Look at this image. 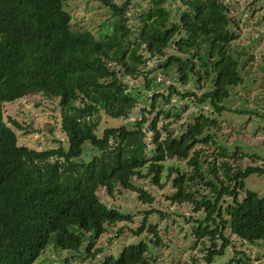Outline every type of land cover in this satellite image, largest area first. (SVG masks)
Returning <instances> with one entry per match:
<instances>
[{
	"label": "trees",
	"instance_id": "obj_1",
	"mask_svg": "<svg viewBox=\"0 0 264 264\" xmlns=\"http://www.w3.org/2000/svg\"><path fill=\"white\" fill-rule=\"evenodd\" d=\"M70 1L0 0V264H37L51 246L76 253L86 237V258L103 254L95 240L134 219L104 203L101 189L110 197L133 192L150 206L131 231L146 232L159 245L157 224L149 218L167 214L153 206L155 197L140 182L161 189L172 182L167 199L191 208L193 215L182 217L206 264L225 256L229 247L242 254L237 243L260 247L264 197L245 189V180L264 175V159L238 154V147L231 154L216 140L217 114L264 119L258 109L227 103L239 88H250L242 86L249 82L253 71L247 61L254 57L234 44L241 27L229 5L175 0L180 4L172 15L171 0H90L111 13V24L105 25L110 30L98 36L74 23ZM136 5L143 7L139 14ZM133 80L152 90L148 107H140L130 92ZM36 95L57 103L67 147L38 150L19 143L14 128L23 126L6 119L5 106ZM174 98L189 99L199 109L181 131L171 127L180 115ZM238 99L247 102L246 96ZM103 115L137 118L129 128L108 125ZM211 145L216 148L209 151ZM169 159L184 160L189 169L170 165L161 182ZM245 159L247 166L241 165ZM151 257L149 243L141 240L104 256L100 264H154Z\"/></svg>",
	"mask_w": 264,
	"mask_h": 264
},
{
	"label": "rangeland",
	"instance_id": "obj_2",
	"mask_svg": "<svg viewBox=\"0 0 264 264\" xmlns=\"http://www.w3.org/2000/svg\"><path fill=\"white\" fill-rule=\"evenodd\" d=\"M121 4L125 0H115ZM230 7L231 16L239 22L241 29L237 31L239 38L234 42L240 50H244L254 57L248 59L253 71L250 73L247 90L238 89L235 99L227 100V103H232V107L239 108H255L264 113V5L257 0H224ZM179 2L171 0L167 4V8L173 14L179 6ZM67 9L74 16V23L81 28H87L93 31L96 35L107 33L110 29L105 25L111 24L110 11L100 2L90 0H72ZM143 11V7L136 5L135 14ZM154 63H151L153 65ZM243 70V75L245 74ZM133 88L130 92L135 95L139 101L140 107H148L150 105L149 96L152 90L144 87L142 80H133L131 82ZM155 87L153 86L152 89ZM239 96H246L247 102L238 99ZM180 106L178 108L179 121L171 127L176 131H181L184 127L182 124L192 113H196L199 109L189 99L172 100ZM56 102L51 101L41 95H36L28 98H23L14 103H7L5 106L6 119L13 118L18 121L23 129L14 128L18 135L20 144L27 145L38 150L56 148L60 145L68 146L66 136L60 128V111L56 109ZM240 105V106H239ZM187 106L186 108H183ZM258 107V108H256ZM55 108V109H54ZM206 114H211L212 109L208 106L202 108ZM175 109H172L174 112ZM223 114V113H222ZM220 124L221 131L217 134L216 140L221 146H228L231 154L240 148L238 154L246 153L248 155H257L260 161L264 159V119L255 116L248 117L246 115L239 116L232 112H225L223 115H215ZM176 116L163 120L161 118L160 125L169 120H173ZM137 116L132 115L127 119H111L103 115V119L108 125L120 126L126 125L131 128L136 121ZM51 128H54L52 131ZM86 145V144H85ZM84 145V146H85ZM209 151H212L215 146H209ZM248 159L242 161L241 165L247 166ZM232 162L234 164L236 161ZM165 169L161 178V182L166 181L168 167L170 165L179 166L183 170L189 169L186 161L169 159L166 161ZM148 192L155 197L153 206L161 212L167 214L161 217L160 214H152L149 218L150 222L157 224L160 242L159 245L151 242L153 236L147 234L137 236L131 230H135L140 226L143 219V210L151 208L142 203L138 199V195L133 192L122 190L117 191L114 197L107 195L105 189L99 190L100 199L115 208L121 209L122 212L133 216V222L120 223L116 227L108 228L107 234L95 240V245L104 248L103 254H98L94 260L86 258L85 246L88 243V237L84 239L85 246L76 253L65 252L51 246L46 254L42 256L37 264H100L104 256L109 254L117 255L125 245L137 243L145 240L150 246V255L154 264H206L203 256L205 252L200 244L194 246V238L190 235V223H187L183 215L190 217L193 215L191 208L188 205L177 206L168 201L174 189L172 182H167L164 188L153 187L148 183L140 182ZM245 189L252 190L264 197V175L252 174L245 180ZM242 197V195L240 196ZM196 216V215H195ZM123 229V233L118 235V231ZM237 249L242 254L235 253L232 247L228 248L225 256L216 257L214 264H264V243L259 246H252L245 243H237ZM245 255H244V254ZM239 258L242 261L231 262L233 258Z\"/></svg>",
	"mask_w": 264,
	"mask_h": 264
}]
</instances>
